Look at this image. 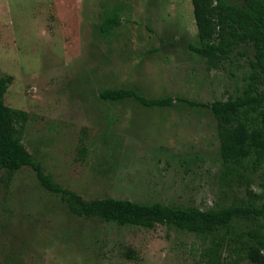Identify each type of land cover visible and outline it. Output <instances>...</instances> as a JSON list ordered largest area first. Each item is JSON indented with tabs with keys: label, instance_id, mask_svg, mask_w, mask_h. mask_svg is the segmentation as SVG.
Segmentation results:
<instances>
[{
	"label": "rangeland",
	"instance_id": "374dc122",
	"mask_svg": "<svg viewBox=\"0 0 264 264\" xmlns=\"http://www.w3.org/2000/svg\"><path fill=\"white\" fill-rule=\"evenodd\" d=\"M115 5L125 20L101 37L95 26ZM190 43L198 44L191 0H0V74L12 76L5 104L29 114L23 144L85 199L207 209L246 198V187L260 192L261 170L226 169L209 111L177 101L235 96L249 74L248 58L237 54L209 68ZM133 86L148 97L169 95L177 107L97 96ZM207 244L164 224L71 215L27 167L7 187L0 180V264H245L225 252L208 259Z\"/></svg>",
	"mask_w": 264,
	"mask_h": 264
},
{
	"label": "trees",
	"instance_id": "16d2710c",
	"mask_svg": "<svg viewBox=\"0 0 264 264\" xmlns=\"http://www.w3.org/2000/svg\"><path fill=\"white\" fill-rule=\"evenodd\" d=\"M198 44L188 48L205 58L209 68H217L234 55L248 58L249 74L240 92L210 103L177 97L193 110L206 109L217 122L219 154L226 169L238 167L261 170L264 175V0H191ZM118 5L105 10L96 24L101 37H110L124 17ZM12 76L0 74V180L9 186L13 173L30 168L39 184L57 197L74 216L118 225L153 228L164 224L202 236L208 240L204 255L235 256L245 264H264V183L260 192L246 187V198L234 197L221 207L201 209L161 202H138L113 197L83 198L57 182L43 162L23 144V129L29 114L5 104V93ZM98 99L109 103L131 100L144 108L177 107L169 95L148 97L136 86L103 88ZM81 159L87 154L81 138ZM240 175V174H239ZM248 222L245 229L237 223Z\"/></svg>",
	"mask_w": 264,
	"mask_h": 264
}]
</instances>
